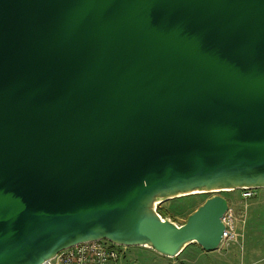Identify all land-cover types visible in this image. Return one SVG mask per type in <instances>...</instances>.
Returning <instances> with one entry per match:
<instances>
[{
  "label": "water",
  "instance_id": "1",
  "mask_svg": "<svg viewBox=\"0 0 264 264\" xmlns=\"http://www.w3.org/2000/svg\"><path fill=\"white\" fill-rule=\"evenodd\" d=\"M264 189V0H0V264L105 240L217 250Z\"/></svg>",
  "mask_w": 264,
  "mask_h": 264
},
{
  "label": "crops",
  "instance_id": "2",
  "mask_svg": "<svg viewBox=\"0 0 264 264\" xmlns=\"http://www.w3.org/2000/svg\"><path fill=\"white\" fill-rule=\"evenodd\" d=\"M259 202L264 189H257ZM253 203V204H254ZM230 205V202L228 201ZM249 210L248 220L244 227L238 228V242L215 251H204L196 244L187 246L178 256L166 258L158 255L157 260L121 261L119 264H264V206L259 205ZM150 250V249H149ZM211 256V257H210ZM219 257L218 259H216Z\"/></svg>",
  "mask_w": 264,
  "mask_h": 264
},
{
  "label": "rangeland",
  "instance_id": "3",
  "mask_svg": "<svg viewBox=\"0 0 264 264\" xmlns=\"http://www.w3.org/2000/svg\"><path fill=\"white\" fill-rule=\"evenodd\" d=\"M221 195L227 201L230 202L229 207L231 211L234 212L235 215V225L237 228L244 227L248 220L249 210L255 207V210H259V205L264 206V194L260 197V201L254 203L256 198L259 197L258 192L256 196L250 200L244 201L240 196V190L236 191H225L218 193H202V194H193L188 196H183L175 199H171L169 201L163 202L157 206V212L164 218H167L174 222L177 225H180L185 222L188 215H190L198 206H200L207 198L213 195ZM254 203V204H253ZM240 208V209H239ZM246 208L245 212H242V209ZM239 239V237H238ZM238 239L236 242H238ZM224 244L220 246L221 248H225ZM119 252L121 258L118 259L116 264H119L121 261H130L134 260V258L142 259V260H157L159 259L157 254L149 250L148 248L143 247H116ZM219 249V248H218ZM211 257V256H210ZM217 257L216 259H218Z\"/></svg>",
  "mask_w": 264,
  "mask_h": 264
},
{
  "label": "built area",
  "instance_id": "4",
  "mask_svg": "<svg viewBox=\"0 0 264 264\" xmlns=\"http://www.w3.org/2000/svg\"><path fill=\"white\" fill-rule=\"evenodd\" d=\"M257 189L240 190L241 198L246 201L256 196ZM240 209V208H239ZM246 214V208L242 209ZM225 229L222 235L221 245L228 246L237 241L239 234L235 225V215L229 207L222 219ZM116 247L108 241H93L78 244L61 251L54 259L48 260L43 264H116L121 258Z\"/></svg>",
  "mask_w": 264,
  "mask_h": 264
}]
</instances>
